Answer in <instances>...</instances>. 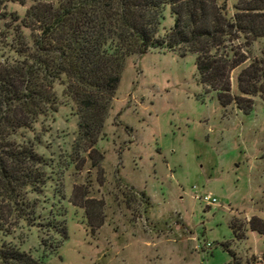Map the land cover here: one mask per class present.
I'll use <instances>...</instances> for the list:
<instances>
[{
	"label": "rangeland",
	"instance_id": "obj_1",
	"mask_svg": "<svg viewBox=\"0 0 264 264\" xmlns=\"http://www.w3.org/2000/svg\"><path fill=\"white\" fill-rule=\"evenodd\" d=\"M34 1L8 0L6 13L24 18ZM174 23L167 9L161 34ZM9 25L0 18V34ZM252 52L264 59V39ZM56 93L58 113L17 138L45 160L46 182L24 201L0 187V252L44 264H264V234L250 228L264 220L263 101L251 115L223 108L195 55L150 51L128 60L90 158L76 150L74 102Z\"/></svg>",
	"mask_w": 264,
	"mask_h": 264
},
{
	"label": "trees",
	"instance_id": "obj_2",
	"mask_svg": "<svg viewBox=\"0 0 264 264\" xmlns=\"http://www.w3.org/2000/svg\"><path fill=\"white\" fill-rule=\"evenodd\" d=\"M7 3L0 0V18L12 24L0 34V187L12 200L45 186V160L17 138L58 113L57 85L75 104L76 150L90 158L128 60L150 51L195 55L206 93L223 108L251 115L256 100L264 102V59L252 52L264 39V0H35L24 18L6 13ZM167 9L175 23L162 35ZM250 228L264 234V220L254 217ZM0 260L44 264L18 250L0 252Z\"/></svg>",
	"mask_w": 264,
	"mask_h": 264
},
{
	"label": "built area",
	"instance_id": "obj_3",
	"mask_svg": "<svg viewBox=\"0 0 264 264\" xmlns=\"http://www.w3.org/2000/svg\"><path fill=\"white\" fill-rule=\"evenodd\" d=\"M199 200L203 202L207 207L218 205V199L212 194H205L203 196H200Z\"/></svg>",
	"mask_w": 264,
	"mask_h": 264
}]
</instances>
